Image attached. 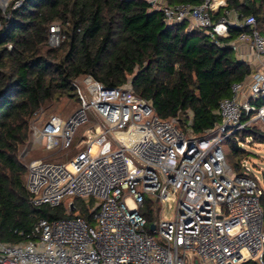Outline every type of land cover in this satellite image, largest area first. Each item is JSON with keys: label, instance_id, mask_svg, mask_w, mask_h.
<instances>
[{"label": "built area", "instance_id": "2783aa9c", "mask_svg": "<svg viewBox=\"0 0 264 264\" xmlns=\"http://www.w3.org/2000/svg\"><path fill=\"white\" fill-rule=\"evenodd\" d=\"M157 2L168 24L205 28L218 44L231 36V25L243 28L229 45L255 71L233 83L232 95L220 101V122L201 136L160 118L129 84L108 86L90 74L74 79L77 107L68 116L44 117L43 106L34 112L31 137L52 154L32 159L25 174L33 206H63L68 216L38 219L25 241L0 240V264H264V185L245 160L237 174L224 146L254 127L264 132V104H256L264 99V35L255 16L229 10L227 0ZM61 40L60 26L51 24L50 46ZM84 125L78 153L52 161L72 148ZM147 196L175 203L173 217L164 219L161 208L149 223L141 212ZM77 198L97 227L77 216Z\"/></svg>", "mask_w": 264, "mask_h": 264}, {"label": "trees", "instance_id": "16d2710c", "mask_svg": "<svg viewBox=\"0 0 264 264\" xmlns=\"http://www.w3.org/2000/svg\"><path fill=\"white\" fill-rule=\"evenodd\" d=\"M162 1L200 5L204 0ZM227 1L229 10L255 16L264 35V0ZM0 21L1 241H25L38 219L68 216L63 206L31 204L20 147L31 137L37 109L65 95L77 101L74 79L90 74L108 86L129 84L160 118L176 120L180 129L201 136L220 122L219 104L232 95L233 83L253 73L229 45L243 28L231 25V36L219 38L218 44L205 28H190L187 21L168 24L164 12L148 0H23L8 9V17L0 10ZM55 21L62 24L59 47L49 44ZM242 133L264 143L257 127ZM228 141L234 153L246 152L234 136ZM229 162L242 174L240 163ZM74 203L77 216L93 224L86 202L77 198ZM261 203L264 209V195ZM152 205L147 199L141 209L149 223L156 219Z\"/></svg>", "mask_w": 264, "mask_h": 264}, {"label": "rangeland", "instance_id": "374dc122", "mask_svg": "<svg viewBox=\"0 0 264 264\" xmlns=\"http://www.w3.org/2000/svg\"><path fill=\"white\" fill-rule=\"evenodd\" d=\"M17 1L19 0H5L3 3H0L1 11L4 12L5 14H8V9L12 5H14V3ZM148 1L152 2L153 0H148ZM157 1L158 2L156 5L159 4L160 0ZM54 24L59 25L60 28L62 29V24L60 21H55ZM1 26L2 25L0 21V27ZM61 36H62V31H61ZM255 69L256 67L253 66L252 68L253 72L255 71ZM43 107L45 108L44 117H47L51 114L68 116L77 107V101L73 99V97L65 95L59 101L48 103ZM87 127L88 125H84L80 127L79 131L76 134L75 141L71 149L51 155V160L64 162L67 159H69L72 155H74L75 152L79 149L77 147V143L81 140V138L85 137V131ZM184 131L188 136H190V133L188 132L187 129H185ZM234 138L235 140H237V138L241 139V141L240 140L238 141L244 143V145H242L241 148H244L246 152H243L241 154L234 153L231 149V145H232L231 141H226L224 143V146L228 160L231 159L238 163L244 162L245 160L247 164L251 167L253 177L258 179L260 185L263 186L264 185V143L253 141L250 135L248 134L244 135L243 133L235 134ZM49 154H52V152L50 153L45 149H43L42 144L39 141H37V139L33 135L32 137H30L29 141L26 144L20 147V159L25 163V165H27L32 159L38 157H45ZM147 199H151L153 201V205L151 206V208L154 211V213L162 208L164 219H171L173 217L174 212L173 209L170 207V205H173L175 209L176 208L175 203L168 202L165 205L164 204L162 205V204H156L154 202L155 199L152 196H147ZM92 225L97 227L95 222ZM194 264H196L195 261Z\"/></svg>", "mask_w": 264, "mask_h": 264}, {"label": "water", "instance_id": "95a60500", "mask_svg": "<svg viewBox=\"0 0 264 264\" xmlns=\"http://www.w3.org/2000/svg\"><path fill=\"white\" fill-rule=\"evenodd\" d=\"M151 228H152V229H154V228H155V225H154V224H152V225H151Z\"/></svg>", "mask_w": 264, "mask_h": 264}]
</instances>
